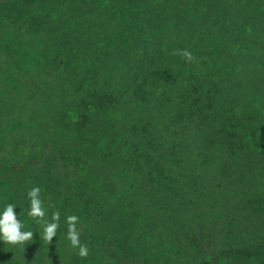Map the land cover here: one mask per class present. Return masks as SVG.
<instances>
[{"label":"trees","instance_id":"1","mask_svg":"<svg viewBox=\"0 0 264 264\" xmlns=\"http://www.w3.org/2000/svg\"><path fill=\"white\" fill-rule=\"evenodd\" d=\"M8 203L0 264H264V0H0Z\"/></svg>","mask_w":264,"mask_h":264},{"label":"clouds","instance_id":"2","mask_svg":"<svg viewBox=\"0 0 264 264\" xmlns=\"http://www.w3.org/2000/svg\"><path fill=\"white\" fill-rule=\"evenodd\" d=\"M183 55L191 59V53L184 52ZM40 188L32 187L31 190L27 193L30 198V207L28 211V216L33 218L34 222H38L39 219H42L45 215L44 209L41 206V200L39 198ZM17 206L8 203L0 208V241L8 244H24L28 242L34 235L30 230H25L26 225L19 218V212L16 211ZM59 215L54 213L52 216L51 222H48L44 225L43 233L44 238L48 241H52L53 237H56V230L58 224ZM75 217H68V221L71 222ZM68 239L72 244L77 243V237L71 226L68 231ZM80 255H87V250L84 247L80 248Z\"/></svg>","mask_w":264,"mask_h":264}]
</instances>
